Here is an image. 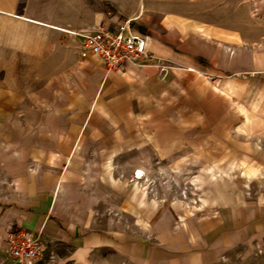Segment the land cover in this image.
<instances>
[{"label":"crops","instance_id":"0c3cea01","mask_svg":"<svg viewBox=\"0 0 264 264\" xmlns=\"http://www.w3.org/2000/svg\"><path fill=\"white\" fill-rule=\"evenodd\" d=\"M187 1L13 0L11 9L19 23L51 30L53 35L50 39L6 35L4 50L29 52V42L37 40L45 52L52 42L60 64L52 72L68 76L53 83L52 92L31 99H15L0 88V140L5 142L0 145V179L10 186L0 192V202L6 203L7 225L77 251H113L138 264H218L239 247L264 240V203L250 202L222 184L205 190L202 205L181 216L176 227L143 233L99 223L93 195L81 189L95 184L108 187L102 175L109 158L130 151L227 152L221 149L220 143L226 141L220 132L212 142L204 138L201 123L232 127L238 116L237 99L233 104L227 100L226 106L233 107L225 120L230 124L221 125L219 114H214L220 99L206 98L212 84L198 71L222 73L220 67L231 62L230 48L221 45L219 36L184 28L188 23L182 24L174 11ZM126 19H132L134 32L147 38L154 60L128 63L116 73L95 57L80 56L79 34ZM18 40L19 47L14 45ZM247 112L239 114L242 135H232L233 145L237 136L252 133V115ZM117 193L116 200L124 201ZM99 197L114 200L107 193L96 200Z\"/></svg>","mask_w":264,"mask_h":264},{"label":"rangeland","instance_id":"374dc122","mask_svg":"<svg viewBox=\"0 0 264 264\" xmlns=\"http://www.w3.org/2000/svg\"><path fill=\"white\" fill-rule=\"evenodd\" d=\"M12 2L0 0V88L15 99H31L38 93L52 92V84H58L68 75L52 72L60 66L52 42L45 52H41L42 42L37 40L29 42V52L19 48L4 50L6 35L20 37L27 33L30 37L34 35V39L43 35L50 39L53 35V31L34 25L25 28L16 20ZM174 12L182 19V24L188 23L185 29L219 36L221 45L230 48L231 62L220 67L222 73L198 71L212 84L213 91L205 94L206 98L220 99L214 114H219L221 125L230 124L225 120L233 107L226 106L227 100L231 99L233 104L237 99L234 103H238V116L232 127L218 129V122H200L206 129L204 138L213 142L211 137L220 132L226 141L220 143L221 149L227 152L158 155L135 150L110 157L106 174L102 175L107 177L104 182L108 179V187L100 184L81 187L83 192L93 195L92 209L99 223L108 222L116 228L140 233L176 227L181 216L202 205L203 192L216 183L226 189L232 187L239 197L250 202L264 203V0H188ZM20 44L18 40L14 45L19 47ZM75 46L77 48V43ZM187 69L197 72L193 67ZM243 103H252V106ZM246 112L252 115V133L237 136L233 145L232 135L235 132L242 135L239 134L242 124L238 121L239 114ZM230 117L234 119L233 115ZM4 143L0 140V145ZM140 169L145 174L138 180L133 174L137 176ZM7 182L0 179V192L9 191ZM117 192L124 196V201L116 200ZM106 193L114 200L103 201L100 197L96 200ZM5 205L0 202V264H26L8 255L6 235L16 228L6 224ZM41 241L44 251L30 264H138L113 251H77L63 243ZM218 264H264V240L239 247Z\"/></svg>","mask_w":264,"mask_h":264},{"label":"built area","instance_id":"2783aa9c","mask_svg":"<svg viewBox=\"0 0 264 264\" xmlns=\"http://www.w3.org/2000/svg\"><path fill=\"white\" fill-rule=\"evenodd\" d=\"M79 36L83 38L80 56L101 60L110 72L121 73L128 63L143 65L154 60L147 38L134 32L132 19L112 27L100 26L93 33ZM6 246L11 258L26 264L37 261L44 251L40 235L22 227L7 233Z\"/></svg>","mask_w":264,"mask_h":264},{"label":"bare ground","instance_id":"6f19581e","mask_svg":"<svg viewBox=\"0 0 264 264\" xmlns=\"http://www.w3.org/2000/svg\"><path fill=\"white\" fill-rule=\"evenodd\" d=\"M144 171H142V170H139L138 172H137V176L135 175V172H134V175H135V178L136 179H138V180H140V179H142L143 177H144ZM134 180V179H133Z\"/></svg>","mask_w":264,"mask_h":264}]
</instances>
